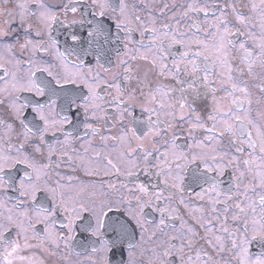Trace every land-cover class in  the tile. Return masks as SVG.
<instances>
[{
	"label": "snow or ice",
	"instance_id": "6c2138e0",
	"mask_svg": "<svg viewBox=\"0 0 264 264\" xmlns=\"http://www.w3.org/2000/svg\"><path fill=\"white\" fill-rule=\"evenodd\" d=\"M0 264H264V0H0Z\"/></svg>",
	"mask_w": 264,
	"mask_h": 264
}]
</instances>
